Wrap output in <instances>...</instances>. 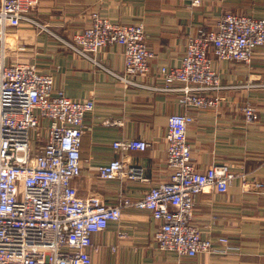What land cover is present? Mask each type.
<instances>
[{"label":"crops","instance_id":"obj_1","mask_svg":"<svg viewBox=\"0 0 264 264\" xmlns=\"http://www.w3.org/2000/svg\"><path fill=\"white\" fill-rule=\"evenodd\" d=\"M93 11L115 22L144 24L153 56L148 73L136 79L162 86L160 67L180 64L187 37L198 27L214 28L225 12L264 17V0H203L193 7L183 0H38L31 13L54 31L71 36L88 23ZM30 29L22 23L27 46L22 58L51 72L55 89L94 100L93 110L84 117L81 171L71 180L77 195L118 203L123 198L135 200L151 185L168 181L167 117L182 110L193 117L186 134L195 167L227 163L237 173L225 191L195 197L192 222L214 241L213 251L189 256L160 250L152 238L160 221L148 209L125 205L119 219L92 233L91 264H264V44L254 48L249 63L210 53L212 68L222 83L231 86L212 91L219 96L215 104L182 107L176 93L125 85L47 32L27 36ZM96 57L113 71L123 68L120 44L100 47ZM248 103L257 109V118H245L243 106ZM109 117L120 122L108 123ZM133 138L150 145L143 150L113 145ZM114 158L137 168L139 175L98 177V166ZM221 236L228 238L226 245L218 242Z\"/></svg>","mask_w":264,"mask_h":264},{"label":"built area","instance_id":"obj_2","mask_svg":"<svg viewBox=\"0 0 264 264\" xmlns=\"http://www.w3.org/2000/svg\"><path fill=\"white\" fill-rule=\"evenodd\" d=\"M37 1L0 0V264H91L92 233L104 230L109 220L119 219L125 205L148 209L160 221L152 236L160 250L189 256L213 251L214 241L192 222L195 197L200 192L225 191L237 173L227 163L203 170L195 167L186 134L192 115L182 110L167 117L168 181L151 185L135 200L123 198L118 203L77 195L71 180L81 171L84 117L93 110L94 100L76 99L62 88L55 89L51 72L22 58L27 46L21 26H31L27 36L45 31L58 37L66 48L99 64L125 85L171 91L182 107H188L215 104L219 96L212 91L231 86L222 83L212 68L210 53L249 63L254 48L264 44V17L225 12L214 28L198 27L187 37L180 64L160 67L163 85L150 86L136 79L148 73L153 56L142 22H115L93 11L88 23L67 39L32 15ZM183 1L193 7L203 0ZM113 43L123 47L121 71L109 69L96 57L100 47ZM243 112L246 119L258 116L249 103ZM106 121L120 122L110 117ZM36 127L41 138L42 131L46 134L43 145L42 140L31 141ZM113 145L143 150L150 144L133 138ZM97 175L107 179L139 173L114 158L99 165ZM18 183L22 184L20 197ZM217 240L228 242L225 236Z\"/></svg>","mask_w":264,"mask_h":264},{"label":"rangeland","instance_id":"obj_3","mask_svg":"<svg viewBox=\"0 0 264 264\" xmlns=\"http://www.w3.org/2000/svg\"><path fill=\"white\" fill-rule=\"evenodd\" d=\"M50 28V27H49ZM51 29V28H50ZM54 33H56L57 35H59V36H61V37H65V38H67V39H70V37L71 36H67V35H64V34H62V33H59V32H56V31H54L53 29H51ZM45 32V31H44ZM48 33V32H47ZM48 34H50V33H48ZM50 35H52V34H50ZM53 36V35H52ZM53 38L54 39H59L58 37H56V36H53ZM39 130V128L38 127H36V128H33L32 129V132H31V141H32V143H34V142H37V141H41L42 140V145L45 143V139H46V134H45V132L43 133V131H42V138H41V133L38 131ZM40 137V140H38V138ZM18 185H19V189H20V193H19V197H20V195H21V190H22V184L21 183H18Z\"/></svg>","mask_w":264,"mask_h":264}]
</instances>
